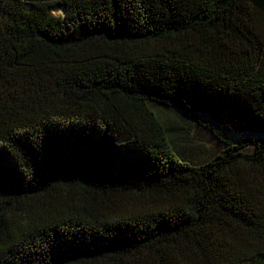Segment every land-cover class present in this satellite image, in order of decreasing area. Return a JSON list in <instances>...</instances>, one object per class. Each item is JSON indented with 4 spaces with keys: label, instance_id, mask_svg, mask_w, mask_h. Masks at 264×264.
Returning a JSON list of instances; mask_svg holds the SVG:
<instances>
[{
    "label": "trees",
    "instance_id": "trees-1",
    "mask_svg": "<svg viewBox=\"0 0 264 264\" xmlns=\"http://www.w3.org/2000/svg\"><path fill=\"white\" fill-rule=\"evenodd\" d=\"M0 264H264V0H0Z\"/></svg>",
    "mask_w": 264,
    "mask_h": 264
},
{
    "label": "rangeland",
    "instance_id": "rangeland-1",
    "mask_svg": "<svg viewBox=\"0 0 264 264\" xmlns=\"http://www.w3.org/2000/svg\"><path fill=\"white\" fill-rule=\"evenodd\" d=\"M52 14L59 15L61 14L59 10L52 9L50 10ZM167 124L169 123V127L173 129H183L185 132L189 134L190 140L195 143H200L202 151L205 153H212L217 148L219 149L215 139L211 138L205 130L197 129L192 123L186 122L180 118L176 113H167ZM204 154V152H202ZM200 154V155H202ZM203 156V155H202ZM201 160V158H198Z\"/></svg>",
    "mask_w": 264,
    "mask_h": 264
}]
</instances>
